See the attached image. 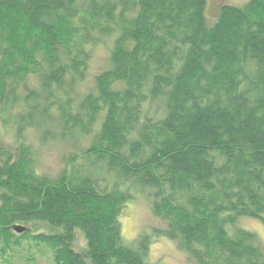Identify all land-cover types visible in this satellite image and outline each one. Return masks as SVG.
<instances>
[{"label":"trees","instance_id":"1","mask_svg":"<svg viewBox=\"0 0 264 264\" xmlns=\"http://www.w3.org/2000/svg\"><path fill=\"white\" fill-rule=\"evenodd\" d=\"M206 3L0 0L1 124L85 141L55 177L25 144L0 146V254L27 238L54 264H151L164 236L193 264H264L237 225H264V0L221 5L211 26ZM105 39L109 67L80 94ZM137 197L166 228L125 243ZM36 221L49 231L12 230Z\"/></svg>","mask_w":264,"mask_h":264},{"label":"rangeland","instance_id":"2","mask_svg":"<svg viewBox=\"0 0 264 264\" xmlns=\"http://www.w3.org/2000/svg\"><path fill=\"white\" fill-rule=\"evenodd\" d=\"M248 0H207L205 17L207 26L214 22L217 9L224 4L243 6ZM112 47V40L105 39L98 42L92 51L88 62L87 72L84 81L80 84L78 92L80 94L90 91L93 87L95 76L109 67V55ZM36 86L35 78H30L23 91ZM84 139H73L67 137L47 138L42 137L34 128L26 129L23 138L15 134L13 127H6L0 122V146L12 151L16 150L19 143L25 144L33 151L36 169L50 177L57 176L63 168V157L70 153L79 152L84 144ZM121 236L125 243L131 242L142 232L150 233L152 229H165L166 222L152 215L148 209L147 201L137 197L126 205L120 216ZM23 227L20 235L24 232L41 233L49 231V227L44 222H31L27 224H17ZM15 225V226H17ZM237 225L251 231L256 236V240L264 252V225L256 218L242 217L238 219ZM82 239L77 237V248L80 247ZM149 260L151 264H193L189 255L177 247L176 241L159 236L154 239L150 246ZM0 264H54L50 249L42 244H38L31 239L19 240V244L6 249L0 254Z\"/></svg>","mask_w":264,"mask_h":264},{"label":"water","instance_id":"3","mask_svg":"<svg viewBox=\"0 0 264 264\" xmlns=\"http://www.w3.org/2000/svg\"><path fill=\"white\" fill-rule=\"evenodd\" d=\"M23 227H21V226H19V225H17V226H14L13 227V230L15 231V232H17V233H20V232H22L23 231Z\"/></svg>","mask_w":264,"mask_h":264}]
</instances>
